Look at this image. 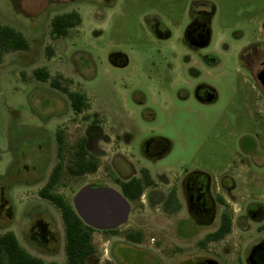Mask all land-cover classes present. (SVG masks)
<instances>
[{
  "label": "flooded vegetation",
  "instance_id": "flooded-vegetation-1",
  "mask_svg": "<svg viewBox=\"0 0 264 264\" xmlns=\"http://www.w3.org/2000/svg\"><path fill=\"white\" fill-rule=\"evenodd\" d=\"M146 23L151 43L141 59L132 60L120 48L104 57L109 68L136 69L115 78L112 92L106 91L98 104L86 87L50 82L60 104L53 157L42 145L30 162L20 154L11 181L0 184V235L11 231L6 229L15 218L8 196L12 188L35 187L62 221L58 200L74 207L83 187L111 188L129 201L128 219L114 229L85 223L94 229L92 237L100 232L115 238L130 225L124 238L135 250L142 249L146 235L156 231L146 221L162 217L166 264H264V142L245 129L228 152L231 162L206 170L170 160L174 142L161 132L166 122L179 120L171 116L172 109L187 102L209 107L219 100L216 86L203 74L214 59L203 52L212 41V14L191 13L181 38L183 53L166 51L172 32L165 21L151 14ZM238 58L264 94V41L245 47ZM76 183L79 188L68 199L60 188ZM57 220L52 212L38 210L25 239L39 252L53 253L60 242ZM95 253L96 247L88 262Z\"/></svg>",
  "mask_w": 264,
  "mask_h": 264
},
{
  "label": "rangeland",
  "instance_id": "rangeland-1",
  "mask_svg": "<svg viewBox=\"0 0 264 264\" xmlns=\"http://www.w3.org/2000/svg\"><path fill=\"white\" fill-rule=\"evenodd\" d=\"M73 10L80 12L82 23L67 37L53 40L52 19ZM194 11L212 14V41L203 52L214 59L203 74L216 86L219 100L209 107L187 102L170 111L179 119L166 122L161 130L174 142L170 160L215 170L231 162L228 152L236 148L243 130L264 142V94L238 58L245 47H257L264 41V0H0V23L21 31L30 45L6 53L0 61V184L11 181L20 154L30 162L38 145L52 159L60 112L57 93L50 86L53 79L62 75L60 83L69 89L86 87L97 96L94 104H98L106 91L112 92L115 78L120 80L136 69L130 66L117 71L104 65L110 50L120 48L132 60L141 59L139 54L151 43L146 22L152 14L172 32L166 51L186 52L181 38ZM40 67L48 69V81L36 77ZM84 77L89 80L85 82ZM78 188L76 183L60 191L71 199ZM8 196L15 218L6 230L14 231L22 246L46 264L65 263V231L59 212L38 197L35 187H15ZM38 210L52 212L58 219L60 242L51 254L35 250L25 239ZM146 222L156 231L146 235L144 247L138 250L123 235L130 225L115 238L95 232L96 253L89 264H166L162 232L166 219L154 217Z\"/></svg>",
  "mask_w": 264,
  "mask_h": 264
},
{
  "label": "trees",
  "instance_id": "trees-1",
  "mask_svg": "<svg viewBox=\"0 0 264 264\" xmlns=\"http://www.w3.org/2000/svg\"><path fill=\"white\" fill-rule=\"evenodd\" d=\"M82 23L79 11L73 10L56 15L51 21V37L53 40L65 38L70 30ZM29 42L24 34L10 25L0 23V61L6 53L29 48ZM51 49V46L48 47ZM49 53V57H52ZM39 80L47 81L50 73L46 67L35 70ZM61 76L53 79V85H62ZM52 197V196H51ZM61 208L64 231L66 262L52 264H89V257L95 252L92 233L94 229L85 224L74 207L63 200L57 201ZM0 264H46L39 257L29 253L19 242L16 234L9 231L0 235Z\"/></svg>",
  "mask_w": 264,
  "mask_h": 264
},
{
  "label": "water",
  "instance_id": "water-1",
  "mask_svg": "<svg viewBox=\"0 0 264 264\" xmlns=\"http://www.w3.org/2000/svg\"><path fill=\"white\" fill-rule=\"evenodd\" d=\"M74 207L81 219L96 229H114L124 224L130 213V203L111 188L83 187L74 198Z\"/></svg>",
  "mask_w": 264,
  "mask_h": 264
}]
</instances>
